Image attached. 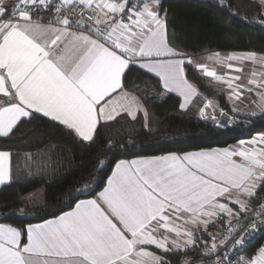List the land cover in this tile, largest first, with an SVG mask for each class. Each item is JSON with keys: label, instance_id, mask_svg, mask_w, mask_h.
<instances>
[{"label": "snow or ice", "instance_id": "obj_1", "mask_svg": "<svg viewBox=\"0 0 264 264\" xmlns=\"http://www.w3.org/2000/svg\"><path fill=\"white\" fill-rule=\"evenodd\" d=\"M258 6L264 9V0ZM258 16L264 26V11ZM185 56L170 43L162 0H0V139L39 114L80 143H94L105 124L122 114L136 118L139 101L121 105L117 97L127 95L125 77L133 67L155 74L186 109L198 93L185 71L193 61ZM225 59L264 68V57L254 52ZM195 67L227 84L230 99L255 105L247 115L264 117V70L245 76L229 63L239 74L222 76L204 63ZM211 106L204 103L200 116L223 127L214 107L206 112ZM12 157L0 146V186L18 179ZM262 191L264 134L231 149L120 160L103 190L69 204L70 211L21 227L0 223V264H171L168 257L180 252L193 253L180 264H264V246L237 256L256 218L264 225V202L253 207ZM19 200L37 206L28 197ZM18 214L28 215L23 207ZM217 221L229 224L226 233L208 231Z\"/></svg>", "mask_w": 264, "mask_h": 264}, {"label": "trees", "instance_id": "obj_2", "mask_svg": "<svg viewBox=\"0 0 264 264\" xmlns=\"http://www.w3.org/2000/svg\"><path fill=\"white\" fill-rule=\"evenodd\" d=\"M162 2L168 12L170 43L178 51L186 55L215 51L264 55V26L256 22L261 19L258 13L263 11L258 1L224 0L231 11L229 7L221 6L219 0ZM185 71L201 96L184 110L179 108L180 98L165 91L156 76L133 67L126 74L124 90L139 98L146 116L140 112L132 119L122 114L100 128L95 142L87 145L52 122L40 119L39 114L22 123L10 139H0V146L13 153V171L18 176L11 185L0 187V223L21 227L71 209L69 204L73 206L79 199L92 197L103 188L114 164L120 159L219 149L257 132L264 133V117L237 115L234 117L238 120L226 128L201 120L198 110L205 99L230 111L226 94L195 66L185 65ZM27 153L33 155V160L25 161ZM100 162L105 164L103 170H100ZM40 187L43 188V201L35 203L36 207H26L19 200ZM92 188L95 191L91 195H76V190ZM263 193L260 192L259 197ZM259 197L253 198V204ZM5 204L9 207H2ZM22 207L28 215L18 214ZM213 227L208 231L211 232ZM263 241L264 238H260L243 253L254 254ZM168 259L173 264L177 258Z\"/></svg>", "mask_w": 264, "mask_h": 264}, {"label": "crops", "instance_id": "obj_3", "mask_svg": "<svg viewBox=\"0 0 264 264\" xmlns=\"http://www.w3.org/2000/svg\"><path fill=\"white\" fill-rule=\"evenodd\" d=\"M256 1H258L259 2V0H256ZM263 11H264V9H263ZM209 53H212V52H209ZM214 53H218L219 54V56H217L216 55V63L215 62H213L214 63V65L210 68V70H215L216 72H217V74L218 75H227V76H235V75H238L239 73H236L235 71H230L229 69H228V67H227V65L229 64V63H231L232 65H233V68H243L244 70H246L247 72H245V76H247L248 74H250L251 72H250V70H253L254 69V71L255 72H257V73H259L258 72V68H259V64L257 63V64H254L252 61H247V60H243V59H237V60H231V61H228V60H226L225 59V57H227V56H229V55H232V54H235V55H237L238 57L239 56H243V55H245V54H247V53H251V52H243V51H215ZM257 54V57H264V55L263 54H259V53H256ZM199 55H202V54H199ZM194 55H186L184 58L185 59H187V58H191L192 59V57H193ZM193 66H195L196 64H192ZM198 69V68H197ZM199 70V69H198ZM146 71V70H145ZM200 71V70H199ZM151 74H153V73H151ZM154 76H156L155 74H153ZM157 77V76H156ZM158 78V77H157ZM209 78V77H208ZM209 80H210V82H211V84H213L215 87H217V88H219V89H221L222 91H224V93L226 94V100H227V104H228V109H230V113H231V115L233 114V116H237V115H241V114H246V113H244V108H245V105H246V103H245V101L243 102V103H239V102H236L235 100H234V98L233 99H230L229 98V89L227 88V84H225V83H222V82H217V81H215V79L214 78H209ZM161 82V81H160ZM190 82V81H189ZM245 82H246V80H245ZM191 83V82H190ZM161 84H162V82H161ZM196 88V87H195ZM197 89V88H196ZM165 91H167V92H170V91H168V90H166V89H164ZM124 93L125 94H127V95H122V94H120V93H117V97L119 98V103L121 104V105H129V104H131V102H132V100L133 99H136V100H138L139 101V108H138V110H136L135 111V115L137 116V114L138 113H145V108H144V106H143V104L141 103V101L139 100V98L136 96V95H134L133 93H130V92H128V91H125L124 90ZM171 93H173V94H175V95H177L179 98H180V102H182V98L179 96V94L178 93H176V92H171ZM197 93H198V95L197 96H195L194 98H193V102L197 99V98H199L201 95H200V93H199V91L197 90ZM208 101H211V103H212V106L211 107H209L208 109H206V112H212L213 111V107L215 108V111H216V113H218L221 109H223V108H221V107H219L214 101H212V100H209V99H205L202 103H201V105H200V107H199V109L201 108V107H203L204 106V103H206V102H208ZM193 104V103H192ZM192 104H190L189 106H191ZM188 106V107H189ZM132 107H133V109L135 110L136 108H137V106L135 105V104H132ZM187 107V108H188ZM234 108H239V110H240V114H237L236 112H234L233 111V109ZM184 110V109H183ZM198 116H199V118L201 119V120H203V121H205L201 116H200V113H199V110H198ZM131 117V116H130ZM132 118V117H131ZM206 122H212V123H214L213 121H211V120H207ZM254 136V135H253ZM253 139V138H252ZM240 141V140H239ZM238 141L236 142V143H234V144H232V145H229V146H227V147H224V148H229V149H231V148H235V147H237L238 146ZM224 148H219V149H224ZM213 149H218V148H213ZM201 150H210V149H201ZM201 150H193V151H187V152H194V151H201ZM173 153H175V152H173ZM183 153H186V152H183ZM183 153H177V154H183ZM166 154H168V153H165V154H160V155H166ZM160 155H154V156H160ZM143 157H151V156H143ZM138 158H140V157H136V158H131V159H120V160H133V159H138ZM120 160H118L117 162H119ZM116 162V163H117ZM115 163V164H116ZM115 164H114V166H113V168L115 167ZM112 168V169H113ZM111 174V173H110ZM109 174V175H110ZM106 182H107V179H106ZM106 182H105V185H106ZM105 185L103 186V188L105 187ZM1 187V186H0ZM103 188L101 189V190H99L97 193H99L100 191H102L103 190ZM95 197V195L94 196H92V197H87V198H82V199H92V198H94ZM80 200V199H79ZM223 202V201H222ZM74 206V205H73ZM231 206V205H230ZM71 209H69V210H67V211H70ZM64 212H66V211H64ZM63 213V212H62ZM61 213V214H62ZM60 215V214H59ZM50 219V218H49ZM42 222V221H41ZM41 222H37V223H41ZM3 224H7V223H3ZM7 225H10V226H13V225H11V224H7ZM13 227H15V226H13ZM262 246H264V241L261 243V246L260 247H262ZM259 247V248H260ZM258 248V249H259ZM257 249V250H258ZM151 250H153V251H155V248H152ZM255 254V253H254ZM240 256H243V257H245V258H247L248 257V255L247 254H245V253H242Z\"/></svg>", "mask_w": 264, "mask_h": 264}, {"label": "built area", "instance_id": "obj_4", "mask_svg": "<svg viewBox=\"0 0 264 264\" xmlns=\"http://www.w3.org/2000/svg\"><path fill=\"white\" fill-rule=\"evenodd\" d=\"M226 114L225 115H219V112L217 113V119L219 121V123L221 125H224L222 128H226L229 127L233 124V122L237 121L238 119L236 117H234L233 115H231L228 111L222 109ZM264 193L259 197L258 201L253 204V207L258 206L259 203L264 202ZM225 221L227 220V218H224ZM257 219V227L255 229H250L249 232L246 234V243L244 245V250L254 244L257 240H259L260 238H264V225H261L259 223V218ZM233 225H235V221H232ZM252 220L248 221V224H251ZM229 228V224L227 222H220L217 221V223L214 224L213 230L211 232L213 233H226L227 230ZM208 239V237L206 238ZM201 248L203 247V245L200 246ZM231 247V246H230ZM239 251L237 253V256H240L243 251ZM192 257L193 253L192 252H181V254L178 256V258L176 259V261L173 264H180L181 259H183L184 257Z\"/></svg>", "mask_w": 264, "mask_h": 264}, {"label": "rangeland", "instance_id": "obj_5", "mask_svg": "<svg viewBox=\"0 0 264 264\" xmlns=\"http://www.w3.org/2000/svg\"><path fill=\"white\" fill-rule=\"evenodd\" d=\"M191 60L193 61L194 64L204 63V64L208 65L209 68H211L214 65L213 62L216 63V53L212 52V53H203L202 55H194ZM262 70H264V68L259 66L258 72H260ZM251 71H254V69L250 70V72ZM244 72H247V71L244 70ZM252 99H256V97L253 96ZM245 103H246V105H245V108L243 110L244 113H250L251 111H253L255 109V105H249L248 101H245ZM260 134H264V133L263 132H257L254 134V136H252L250 138L241 139L240 141H238L237 144L240 145L241 141H244L247 143L248 141L252 140V138L259 137ZM26 197L29 198L30 203L42 202L43 201V188L42 187L38 188L37 190L29 193Z\"/></svg>", "mask_w": 264, "mask_h": 264}]
</instances>
